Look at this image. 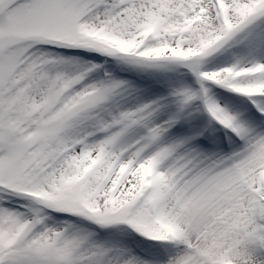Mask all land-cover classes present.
Returning a JSON list of instances; mask_svg holds the SVG:
<instances>
[{
    "label": "snow or ice",
    "instance_id": "obj_1",
    "mask_svg": "<svg viewBox=\"0 0 264 264\" xmlns=\"http://www.w3.org/2000/svg\"><path fill=\"white\" fill-rule=\"evenodd\" d=\"M0 264H264V0H0Z\"/></svg>",
    "mask_w": 264,
    "mask_h": 264
}]
</instances>
